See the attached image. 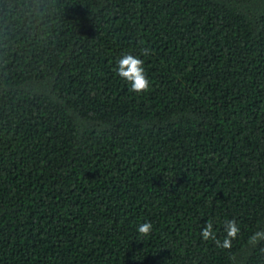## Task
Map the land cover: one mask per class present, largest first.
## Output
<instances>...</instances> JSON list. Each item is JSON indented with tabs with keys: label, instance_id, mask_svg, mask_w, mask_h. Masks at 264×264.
I'll return each mask as SVG.
<instances>
[{
	"label": "trees",
	"instance_id": "1",
	"mask_svg": "<svg viewBox=\"0 0 264 264\" xmlns=\"http://www.w3.org/2000/svg\"><path fill=\"white\" fill-rule=\"evenodd\" d=\"M261 230L264 0H0V264H264Z\"/></svg>",
	"mask_w": 264,
	"mask_h": 264
},
{
	"label": "clouds",
	"instance_id": "2",
	"mask_svg": "<svg viewBox=\"0 0 264 264\" xmlns=\"http://www.w3.org/2000/svg\"><path fill=\"white\" fill-rule=\"evenodd\" d=\"M117 64L118 67L115 70L117 75L130 83L131 91L141 93L150 89V80L144 69V61L139 56H134L131 53L125 54L117 61ZM222 227L225 233L223 240L218 239L211 220L206 221V226L202 228L200 234L203 240H212L217 247L230 249L232 241L240 232V226L235 219H231L224 221ZM137 231L141 236L147 237L152 233L153 225L150 221H145L138 226ZM261 239H264V230L257 231L249 237V241L253 245Z\"/></svg>",
	"mask_w": 264,
	"mask_h": 264
}]
</instances>
